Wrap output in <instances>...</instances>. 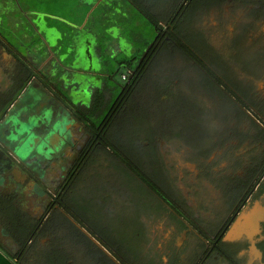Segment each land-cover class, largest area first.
Returning <instances> with one entry per match:
<instances>
[{"label": "flooded vegetation", "instance_id": "flooded-vegetation-1", "mask_svg": "<svg viewBox=\"0 0 264 264\" xmlns=\"http://www.w3.org/2000/svg\"><path fill=\"white\" fill-rule=\"evenodd\" d=\"M138 1L159 21L156 40L143 55L152 47L153 55L165 48L180 53L206 71L217 87L227 83L185 42L188 28L196 32L191 40L217 39L214 49L230 42L236 47L233 41L237 40L262 49L257 63L241 70L245 91L232 81L228 86L233 97L221 89L232 104L229 125L209 117L199 140L179 136L191 161L183 169L199 166L190 174L187 186L192 187L183 196L159 190L155 178L167 169L159 167V138L175 134L159 133L151 142L141 132L142 153L149 162L134 164L133 176L123 173L122 180L111 179L110 174L126 169L109 156L102 141L113 143L116 113L119 117L128 111L125 98L117 104V100L105 99L101 105L108 110L102 125L63 104L60 109L69 110L66 114L70 113L73 130L77 129L75 145L54 156L53 166L45 162L31 166L18 161L7 141L11 133L7 117L29 81L42 74L26 65L19 50L0 37V244L8 252L9 246L18 249L11 252L17 257L24 247L23 258L38 264H81L80 254L87 259L92 251L98 252L89 249L93 242L83 235L87 229L109 250L108 259L101 255L102 264H264V0ZM5 51L12 60L3 57ZM42 78L51 86V81ZM105 169L111 179L109 188L105 182L99 185L93 174ZM144 169L153 176L147 177ZM209 202V211L196 213ZM103 217L104 223H113L106 232L98 226Z\"/></svg>", "mask_w": 264, "mask_h": 264}, {"label": "rangeland", "instance_id": "rangeland-1", "mask_svg": "<svg viewBox=\"0 0 264 264\" xmlns=\"http://www.w3.org/2000/svg\"><path fill=\"white\" fill-rule=\"evenodd\" d=\"M95 1L0 0V37L19 50L26 65L35 71L39 69L52 82L51 89L53 85L56 89H50L52 94L49 95L46 87L35 80L30 86L27 85L22 99L7 117L11 129L7 141L16 154L30 165L43 162V154L53 153V148L57 152L64 145H75L73 121L66 114L69 111L67 108L60 109L63 104L80 107L85 112L84 116L98 124L108 110V107L101 105L104 85L108 90L114 88V91L110 90L113 93V96L110 95L111 103H115V96L119 94L120 88L115 87L116 81L111 74L117 71L120 62L133 56L137 57L134 62H138L147 44H153L156 40L153 25L130 2L115 0V4L111 5L103 1L106 6L101 7L98 3L94 4ZM159 17V20L165 21L163 16ZM209 17L207 14L206 20ZM206 23L208 26L210 21ZM192 33L196 32L190 28L186 30L188 36L185 34V42L206 65L224 78L227 85L217 87L206 71L197 69L180 53L172 54L167 48L156 52L135 95L130 101L127 100L128 111L122 112L119 117L116 113L115 116L117 119L111 136L113 143L107 148L109 156L120 160L126 170L110 174L114 182L122 180L123 173L133 176L134 164L149 162L142 153L145 148L139 140L141 132H145L151 142L159 133L175 134L171 138H159L158 149L159 146L162 148L159 167L167 169H162L164 174L159 172L155 178L159 190L164 189L175 197L183 196V191L187 189L189 193L192 187L187 186L190 174L199 166L192 170L183 169L190 159L183 152L186 145L180 143V137L199 140L201 127L209 117L229 125L232 104L227 99L233 95L228 84L232 81L243 91L246 90L247 82L241 70L257 63L262 49L256 45L250 47L241 40L233 41L238 44L236 47L230 42L226 47L214 49L217 39L212 42L205 37L209 42H203L202 38L195 37V44L191 40ZM81 71L87 74H80ZM101 72L106 73L107 77L94 74ZM123 81L128 83L127 79ZM221 89L228 96L224 97ZM104 93L107 94L106 91ZM108 172L106 169L93 172L99 185L105 182L107 188L111 183ZM144 172L147 177L153 176L146 169ZM126 188L129 193V188ZM202 189V194H205L207 187ZM206 199H210L209 196ZM211 204H204L196 209V213L209 211ZM106 222L103 217L98 224L100 230L105 232L113 224L110 220L109 224ZM84 232L83 235L94 243L90 244L89 249L98 252L92 251L87 259L80 254L81 264H102L101 255L104 253L108 259L109 250L99 242L93 231L86 229Z\"/></svg>", "mask_w": 264, "mask_h": 264}, {"label": "trees", "instance_id": "trees-1", "mask_svg": "<svg viewBox=\"0 0 264 264\" xmlns=\"http://www.w3.org/2000/svg\"><path fill=\"white\" fill-rule=\"evenodd\" d=\"M103 1L105 3H107L106 2L107 0H102L99 6H101V7L106 6L103 3ZM125 1L130 2V4H132L134 7L138 8L146 16V18L150 21V23L153 25L154 29L155 30L157 29V26L159 25L158 24L159 21L150 14V10L146 9L143 4H140V2L138 0H125ZM96 2H97V0L94 2V4ZM108 2L115 4V0L108 1ZM149 44H150V42L147 44V47ZM147 47L144 49V51L147 49ZM153 53H154V47H152L150 49V51L144 57L142 56L143 54L140 55V59H138V62L137 61L134 62V60H137V57L133 56L131 59L125 60V61L119 63L120 70L117 71L116 74L111 76L116 81L115 87L120 88L119 94L115 96V98H117V101L115 104L119 103L122 100V98H125V100L126 99L129 100L131 98V95L133 94V92H135V90H137V88L139 87L138 85H139L141 79L143 78V75L145 74V72L149 66V62L151 61V57H153ZM142 57H143V59H142V61H140ZM122 69H123V71H122ZM126 70L129 72L127 75V80H129V82L128 83L124 82L123 83L124 85H121V83L119 84V82H117L120 79V77L118 78L116 76H118L119 73H121V72H125ZM130 76H131V79H129ZM111 91H114V90L111 89ZM103 100L105 101V99H103ZM73 110H74L73 111L74 113L80 114L79 111H81V108L77 107V106H73ZM81 112L83 114H85V112H83V111H81ZM102 122H104V118L100 119V122H99L100 125H102ZM102 144L106 147L112 146V143L107 145L103 141H102Z\"/></svg>", "mask_w": 264, "mask_h": 264}, {"label": "crops", "instance_id": "crops-1", "mask_svg": "<svg viewBox=\"0 0 264 264\" xmlns=\"http://www.w3.org/2000/svg\"><path fill=\"white\" fill-rule=\"evenodd\" d=\"M93 6H94V4H93ZM3 57L6 59V60H12V56L9 54V53H7L6 51L3 53ZM57 59L58 60H60L59 59V56H57ZM120 70V66H119V68L117 69V71H119ZM117 71L116 72H114V73H112L111 74V76L112 75H114V74H116L117 73ZM83 73H85V74H87V72H85V71H81L80 72V74H83ZM92 73V72H91ZM41 74H42V72H41ZM97 77H99V76H105V77H107L106 76V73H103V72H101V73H94ZM41 77H44L45 78V76H44V74H42V76H40V77H38V76H34L30 81H29V83L27 84L28 86H30L35 80L36 81H39L40 83H42V85L44 86V87H46L45 89L48 91V94L50 95V94H52V91H55L54 90V88H52L51 89V87L49 88V87H47L46 86V84H44L43 83V81L44 80H42L41 79ZM52 83V82H51ZM54 86V85H53ZM52 90V91H49V90ZM111 89H113L114 90V88H110V90ZM110 90H108V88L104 85V88H103V92H102V94H103V96H102V98L103 99H109L110 98V95L111 96H113L112 94V92L110 91ZM104 91H106L107 92V94L105 95L104 94ZM108 91H110V94H109V92ZM58 92V91H57ZM102 99V100H103ZM104 102V100L102 101V103ZM56 106H57V104H55ZM67 112V114H68V112L69 111H66ZM68 116H70V115H68ZM76 128H79V126H76ZM75 131V136H76V140L78 139L77 138V129H75L74 130ZM46 148V147H45ZM55 148H53V153H50V152H45L46 154H43L44 155V157L42 158V160H43V162H45V163H51V165H52V162H55V161H57V160H55L56 158L54 157L55 155H59L60 153H62V152H64V151H66V152H69L71 149H72V146L70 145V146H68V147H65V145H64V147H62L60 150H58L57 152H54L55 150H54ZM14 152H15V150H14ZM16 153V152H15ZM34 153H36V152H34ZM42 155V154H41ZM35 158V157H34ZM33 158V161H36L37 160V158H35L34 159ZM23 161L21 158H19V161ZM53 166V165H52ZM12 248V249H11ZM10 248V246H9V249H10V251L8 252V250H7V248L6 247H4L3 245H1L0 244V264H38V263H35V262H33V260H32V262L31 261H27V259H25V258H23V256L25 255V253H26V251H25V249H24V247L23 248H19L20 250H21V254H22V256L21 257H17V256H15L14 254H11V252L12 253H15V251L17 252L18 251V249H14V246L13 247H11Z\"/></svg>", "mask_w": 264, "mask_h": 264}, {"label": "built area", "instance_id": "built-area-1", "mask_svg": "<svg viewBox=\"0 0 264 264\" xmlns=\"http://www.w3.org/2000/svg\"><path fill=\"white\" fill-rule=\"evenodd\" d=\"M128 71L126 70L125 72H121V73H119V75L118 76H116V77H120V79L117 81V82H119V84L121 83V82H124L123 80H126L127 79V75H128ZM123 79V80H122Z\"/></svg>", "mask_w": 264, "mask_h": 264}, {"label": "water", "instance_id": "water-1", "mask_svg": "<svg viewBox=\"0 0 264 264\" xmlns=\"http://www.w3.org/2000/svg\"><path fill=\"white\" fill-rule=\"evenodd\" d=\"M52 88H54L53 86H52ZM54 90H56L55 88H54ZM67 104V103H66ZM68 105V104H67ZM67 105H66V107H67ZM68 107H70V108H72L73 109V105L71 104V103H69V105H68ZM67 107V108H68ZM14 153V152H13ZM15 154V156L18 158V161H19V156L16 154V153H14ZM31 163V162H30ZM32 166V165H31Z\"/></svg>", "mask_w": 264, "mask_h": 264}]
</instances>
